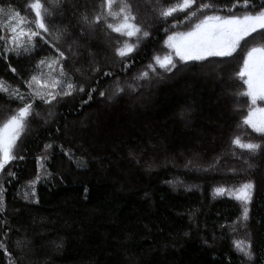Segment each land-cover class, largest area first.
Masks as SVG:
<instances>
[{"label":"trees","instance_id":"obj_1","mask_svg":"<svg viewBox=\"0 0 264 264\" xmlns=\"http://www.w3.org/2000/svg\"><path fill=\"white\" fill-rule=\"evenodd\" d=\"M33 2L0 0V80L24 97L0 91V126L32 105L16 159L0 170V264H264V133L243 123L264 102L252 104L237 75L264 32L203 60H181L166 43L205 16L255 14L264 0H196L169 17L161 12L183 0H126L140 29L131 37L108 27L123 22L121 0L115 17L104 0H40L48 31L12 33L9 16L34 19ZM125 43L135 49L121 57ZM169 55L170 71L154 60ZM49 61L75 87L45 103L26 82ZM210 65L232 84L201 71ZM248 182L245 220L233 193Z\"/></svg>","mask_w":264,"mask_h":264},{"label":"snow or ice","instance_id":"obj_2","mask_svg":"<svg viewBox=\"0 0 264 264\" xmlns=\"http://www.w3.org/2000/svg\"><path fill=\"white\" fill-rule=\"evenodd\" d=\"M196 2V0H183L182 3L178 5L170 6L164 9L161 12L163 17L172 16L173 13L177 11H184L185 9H190L191 6ZM116 3V0H104V6L109 9V16H117L120 13H125L123 22L119 25L109 24L108 27L111 28L114 32L127 35L129 37L135 36L140 29L134 23H129V20H134L135 17L131 14L130 5L127 4L126 0H121L120 13L111 11L113 4ZM243 6H251V0H243ZM211 4H203L200 6V9L211 8ZM236 7V5H233ZM30 8L35 13L34 23L37 28L48 31L46 24L44 22L47 16V9L43 7V4L40 0H35L31 3ZM231 11V9H229ZM196 13L191 12L187 18L194 16ZM19 16V14H17ZM101 17H97V20H100ZM19 23L21 26L26 23H30L23 17L19 18ZM12 20L9 19L7 27L12 33H16L17 29L15 27H10ZM0 27H5L2 20H0ZM264 32V9L255 13V14H244L242 16L229 15V16H219V15H210L205 16L203 20L195 24L194 27L188 32L182 33H173L172 36H169L168 41L169 46L175 49V54L181 60H203L208 56H230L236 49L240 46L241 41H244L246 38L251 36L254 33ZM19 35H24L21 31ZM38 32H31V36H38ZM144 36H147L148 33L144 32ZM3 37H0L2 39ZM13 42H16L18 46L19 41L16 37H13ZM135 49L134 45H129L125 43L124 47L117 49V54L121 57H124ZM26 50V49H25ZM60 56L63 57V53H60ZM154 60L161 68H166L171 70V67H174L172 57L165 56L163 59L160 57H154ZM43 63V61H41ZM171 66V67H169ZM151 67V65L149 66ZM15 72V69H12ZM147 73H142V76H146ZM241 79H244V83L247 85V91L243 95L249 96L251 98L252 104H255L257 100H264V46L253 47L251 48L243 63V67L240 69L237 74ZM29 87H32L33 84L40 85V77L32 76L29 81L26 82ZM59 82L54 81L50 86L55 88ZM74 85L69 83L67 85L68 91L63 93H48L50 100H45V103H50L51 100H55L57 95H71ZM83 91V88L80 89ZM0 91L8 92V85L5 81L0 80ZM8 94L13 97L24 100L22 94L17 90L8 92ZM35 95L43 99V95L37 91ZM103 95V93H101ZM32 105L25 104L23 107L17 110V114L11 116L2 126H0V170H3L6 165H8L12 160L16 159L14 153L15 146L18 139L22 135L23 131L26 128L27 119L31 114ZM256 113H260L259 119H254ZM244 124L252 127L256 132L264 133V108L255 109L249 112L248 117L243 121ZM233 144L237 145L242 149H247L249 151H255L260 148V145L253 143H243L240 137H236L233 140ZM254 185L251 182L242 184L239 188L235 189L233 193L237 200H240L244 203L245 207L243 208V219L248 217V207L247 204L251 201L252 190ZM217 193H223L226 190L223 188L216 189ZM230 191V190H229ZM2 204V200H0ZM237 248L241 251H244L243 242H235ZM3 245H0L2 247ZM246 255L250 256V252H245Z\"/></svg>","mask_w":264,"mask_h":264},{"label":"rangeland","instance_id":"obj_3","mask_svg":"<svg viewBox=\"0 0 264 264\" xmlns=\"http://www.w3.org/2000/svg\"><path fill=\"white\" fill-rule=\"evenodd\" d=\"M19 18L20 17L17 16L16 14L10 15L9 18H8V22H9V19L12 20V24L10 26L11 27H15L17 29V31L20 30V32L22 31L23 33H25V30L29 31L31 29H34V26H36L35 23H34L35 18L34 19H32V18L31 19H28L27 21H30V23L23 24V26H21V24L19 23ZM173 33H176V32H172L171 34H169L166 37V43H167L168 46H169V43H170L168 41V38H169V36H172ZM88 36H89L88 37L89 40L92 41L93 38H94V35L90 32L88 34ZM98 43L102 47H106V45L108 44V41L106 39H104V37H101V38L98 39ZM77 45H79V43H75V46H77ZM170 48H172V50H173V52L175 54V49L173 47H170ZM74 54H76V53L73 52V55ZM216 69H218V65H210L208 68L205 67L201 71H205V70L212 71L213 72L212 73V78H216L215 80H221L223 83H226L227 84V86H225V87H229L228 85L232 84V80H231L230 76H228L227 74H225L223 72H222L223 73L222 75L221 74L219 75L217 73ZM34 75L40 77V85L39 86L36 85L37 90L40 93H43L46 96H49L48 93L55 94V93H58V92L59 93L60 92H66L68 90L67 85L69 83L66 82L65 79H63V78L60 77L61 74H60L58 68L55 67V62H53V61L47 62L46 65H45V68H37L36 71H35V73H34ZM245 79H247V77H245ZM54 81H58L59 82L55 88H53V87L50 86ZM246 90H247V87H246ZM231 96L233 97L232 100H234L235 99L234 94H232ZM250 100H251V98H250ZM260 101L261 102H264V100H259L258 102H260ZM261 108H264V104H259V105L255 104L253 107L250 108V110L247 111L246 117H248L250 111L255 110V109H261ZM259 117H260V113H256V116L254 117V119H259ZM195 167L197 168V166H194V165L192 166V168H188V167L187 168L188 169H192V170L193 169L196 170ZM251 168L253 169V167H251ZM196 171H197V173H200L199 170H196ZM25 192H27V191H25ZM23 195L25 196V194H23Z\"/></svg>","mask_w":264,"mask_h":264}]
</instances>
